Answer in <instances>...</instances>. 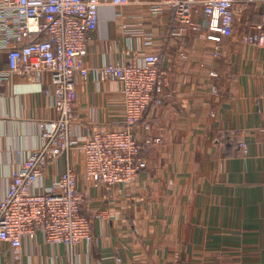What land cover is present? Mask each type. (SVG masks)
Segmentation results:
<instances>
[{"label":"crops","instance_id":"0c3cea01","mask_svg":"<svg viewBox=\"0 0 264 264\" xmlns=\"http://www.w3.org/2000/svg\"><path fill=\"white\" fill-rule=\"evenodd\" d=\"M152 1L102 5L88 40L91 74L78 86L76 128L85 134L122 120L119 86L98 82L96 68L137 49L158 53L160 65L170 69L172 95L151 104L135 126L141 140L162 138L146 154L148 167L106 196L86 179L82 149L54 160L36 189L71 164L79 188L89 191L83 212L92 220L94 240L53 244L39 230L19 248L0 242V264H115L117 257L123 264H264V45L241 40L253 16L264 24V5L244 9L234 34L215 41L201 14L194 17L200 32L172 34V11L154 14ZM145 34L152 38L147 47ZM7 68L0 53V70ZM49 80V73L37 82L21 74L3 79L0 196L13 169L39 146L42 122L55 116Z\"/></svg>","mask_w":264,"mask_h":264},{"label":"built area","instance_id":"2783aa9c","mask_svg":"<svg viewBox=\"0 0 264 264\" xmlns=\"http://www.w3.org/2000/svg\"><path fill=\"white\" fill-rule=\"evenodd\" d=\"M108 2L123 5L129 0H0V53L8 62V68L0 70V88L4 78L16 74L37 82L49 73L46 92L55 111L53 118L42 122L39 146L13 169L7 191L0 196V242L13 248L39 230L53 244L76 246L94 240L92 220L82 212L89 191L79 188L71 164L50 184L36 189L54 160L82 149L86 179L103 187L108 196L116 187L130 186L148 167L146 154L162 142L161 137L141 140L135 130L151 104H163L172 95L170 69L160 65L158 53L145 49L94 70L98 82L119 86L122 120L104 130L76 132L78 86L91 74L88 40L99 26L102 5ZM254 5H264V0H155L150 7L157 15L172 11V34L178 36L188 30L200 32L202 25L194 17L201 14L208 21V38L221 41L222 36L234 34L239 14ZM243 27L244 43L264 45L262 22L246 21ZM151 43L145 34L143 46ZM247 147L242 141L243 151ZM115 264H123L120 257Z\"/></svg>","mask_w":264,"mask_h":264},{"label":"trees","instance_id":"16d2710c","mask_svg":"<svg viewBox=\"0 0 264 264\" xmlns=\"http://www.w3.org/2000/svg\"><path fill=\"white\" fill-rule=\"evenodd\" d=\"M253 21H254V16H253V19H252ZM255 22H258V21H255ZM82 212H83V209H82ZM84 213V212H83Z\"/></svg>","mask_w":264,"mask_h":264},{"label":"rangeland","instance_id":"374dc122","mask_svg":"<svg viewBox=\"0 0 264 264\" xmlns=\"http://www.w3.org/2000/svg\"><path fill=\"white\" fill-rule=\"evenodd\" d=\"M253 21V20H252ZM253 22H255V21H253ZM178 264H182V263H178Z\"/></svg>","mask_w":264,"mask_h":264}]
</instances>
